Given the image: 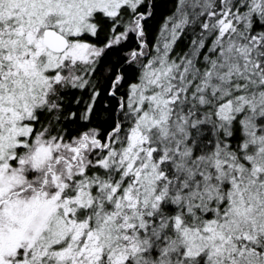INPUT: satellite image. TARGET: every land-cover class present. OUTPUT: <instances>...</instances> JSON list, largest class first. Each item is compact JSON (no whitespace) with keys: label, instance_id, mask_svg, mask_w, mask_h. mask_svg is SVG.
Segmentation results:
<instances>
[{"label":"snow or ice","instance_id":"6c2138e0","mask_svg":"<svg viewBox=\"0 0 264 264\" xmlns=\"http://www.w3.org/2000/svg\"><path fill=\"white\" fill-rule=\"evenodd\" d=\"M0 264H264V0H0Z\"/></svg>","mask_w":264,"mask_h":264}]
</instances>
